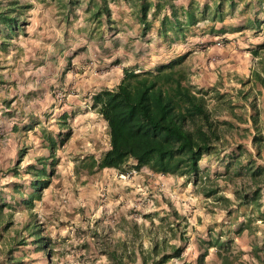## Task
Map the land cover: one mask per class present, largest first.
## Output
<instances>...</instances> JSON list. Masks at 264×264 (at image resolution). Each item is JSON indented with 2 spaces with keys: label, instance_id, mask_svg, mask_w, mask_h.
I'll return each mask as SVG.
<instances>
[{
  "label": "trees",
  "instance_id": "16d2710c",
  "mask_svg": "<svg viewBox=\"0 0 264 264\" xmlns=\"http://www.w3.org/2000/svg\"><path fill=\"white\" fill-rule=\"evenodd\" d=\"M119 1L127 0H86L87 20L95 22L97 29L114 30L110 5ZM130 1L140 36L156 21L155 34L165 46L183 42L200 21L222 22L226 15H238L234 11L235 0H211L210 4L195 0ZM75 2L66 0L62 6L72 11ZM239 2L243 5L238 12L248 11V16L233 30H249L260 37V42L248 48L255 60L248 75L236 78L237 103L218 91L219 83L204 91L194 89L182 65L184 54L145 70L122 67L118 81L111 88L100 87L88 93L89 108L105 122L108 148L98 159L85 155L75 165L76 170L92 172L104 168L117 173L134 170L127 177H131L129 181L142 168L155 175L190 177L195 193L210 198V209L222 211L228 219L227 223L220 221L208 226L205 237L196 238L194 264H264V239L261 240L264 230L260 238L255 234L256 222L264 225V2ZM30 8L31 3L19 0H5L0 4V48L24 32V14ZM221 28L219 34L224 33ZM104 39L105 34L100 33L99 43ZM99 52L98 47L93 50L92 60L101 63ZM35 123L31 121L22 128L32 129ZM243 124H249V132L240 128ZM11 130L19 128L13 125ZM68 135L69 130L56 139L42 129L40 140L47 154L24 168L30 176L29 191H21L16 184L0 188V264H23L30 253H37L43 264H59L50 259L53 244L33 206L50 184L59 165L56 152ZM247 138L248 144L242 142ZM24 152L23 147L16 151L9 172L17 174ZM213 152L221 153L217 161L221 171L213 176H200L199 161ZM224 188L230 190V195L222 192ZM167 206L168 212L159 218L158 224L149 221L152 227L147 229L149 246L145 249L139 244L140 227L126 220L124 214L118 217L116 226L124 229L128 239H110L94 227L87 229L90 242L78 238L67 246L77 245L84 256L88 252L103 256L106 264H136V261L167 264L172 260L185 264L182 255L188 245L189 224L173 205ZM18 209L26 211L22 221L15 220ZM233 212H240L241 219L231 216ZM140 215L151 220L149 214L141 212ZM216 226L218 230L214 229ZM170 239L175 241L172 243ZM209 249L213 250V257L207 258Z\"/></svg>",
  "mask_w": 264,
  "mask_h": 264
},
{
  "label": "rangeland",
  "instance_id": "374dc122",
  "mask_svg": "<svg viewBox=\"0 0 264 264\" xmlns=\"http://www.w3.org/2000/svg\"><path fill=\"white\" fill-rule=\"evenodd\" d=\"M4 1L0 0V4ZM19 1L31 3V8L24 14V32L0 48V188L16 184L21 191L28 192L30 176L24 168L26 164L35 162L37 157L47 154L41 145V130H46L56 139L69 130L68 137L56 152L59 165L55 167L41 199L33 206L37 219L43 222L53 244L50 259L59 264H106L103 256H93L91 252L84 256L77 245H67L77 242L78 238L90 242L91 234L87 229L94 227L110 239H128L124 229L116 226L121 214L140 227L139 244L145 249L149 246L147 229L152 227L149 221L153 225L158 224L159 218L168 212L170 203L187 218L189 239L182 259L185 264H194L196 238L205 237L208 226L220 221L227 223L225 213L210 209V198L195 193L190 177L155 175L142 168L134 180L129 181L131 178H122L116 171L76 170L75 165L79 164L81 156L91 154L95 159L100 157L108 137L106 127L102 125L92 126L96 129V136H90L91 128H83L85 132L77 133L73 127L77 121L74 116H83L89 107L87 103L78 106L71 101L78 99V95L82 99L92 87L111 85L119 78L122 67L145 70L184 54L182 65L194 89L204 91L219 83L218 91L237 103L234 89L239 85L236 78L248 75L255 62L248 48L260 42V37L249 30H233L248 16V11L238 12L243 2L235 0L237 17L226 15L222 22L215 23L200 21L183 42L165 46L155 34L156 21L143 37L140 36L130 0L110 5L111 18L115 23L112 31L97 29L95 22L87 20L86 0H76L72 11L62 6L66 0ZM185 1L178 0L181 3ZM195 1L211 3V0ZM220 27L223 34H219ZM100 33L105 34L101 43L98 40ZM216 41L221 43L220 47L214 45ZM98 45H102L101 48ZM96 47L101 51V63L92 60ZM106 53L110 55L106 57ZM64 104L70 105L69 114L61 112ZM64 114L65 117L70 115L65 120L68 125L59 122ZM31 121L36 122L34 127L24 130L22 125ZM13 125L19 130H11ZM248 125L243 124L240 128L249 132ZM244 141L248 144V138L242 139ZM21 147L25 152L17 174H14L8 169ZM220 156L221 153L213 152L202 157L199 175L213 176L221 171L217 162ZM222 192L230 195L228 188ZM141 212L149 214L151 220L142 218ZM25 213V210H16L15 220L22 221ZM231 216L241 219L240 212H233ZM255 225V234L260 238L264 225L258 222ZM214 229L219 228L216 226ZM174 241L170 239V242ZM63 242L64 245H59ZM28 249L30 252L31 247ZM37 255L30 253L23 264H43ZM210 257H213L212 249L207 255ZM178 263V260H172L167 264Z\"/></svg>",
  "mask_w": 264,
  "mask_h": 264
},
{
  "label": "crops",
  "instance_id": "0c3cea01",
  "mask_svg": "<svg viewBox=\"0 0 264 264\" xmlns=\"http://www.w3.org/2000/svg\"><path fill=\"white\" fill-rule=\"evenodd\" d=\"M214 59H216L215 61H217L218 60V58L216 57V58H214ZM120 77V76H119ZM119 79V78H118ZM118 79L114 82V83H112L111 85H105V84H100L99 86H98V88H95V89H99L100 87H106V88H111L112 86H113V84H115L117 81H118ZM84 88V87H83ZM88 88H90V87H88ZM93 87L92 88H90V90L89 91H93V90H95ZM89 91L87 92V95L85 96V97H82V99H80L81 97H80V95H78L77 96V98L78 99H73V101H71V102H73L72 104H77L78 106H80V105H82V103H87V105H88V107H89V95H88V93H89ZM83 93H84V91H83ZM82 95V94H81ZM62 106H65V107H62L61 108V112H65V114H69V113H67L68 112V110L69 109H71V107H70V105H68V104H64V105H62ZM66 106H68V107H66ZM84 114H83V116H81V117H77V116H74V118L76 117V120L77 121H74V123L76 122V124H74L73 125V127H74V130H75V128H76V132L77 133H83V132H85L87 129H89L90 130V128L91 129H93V125H102V127L103 128H105L106 126H105V122L93 111V110H91L90 108H89V110L88 111H85V112H83ZM63 115L62 117H61V119H59V122L60 123H62V119H64V117L66 116V115ZM70 115H68V117H69ZM68 117H65V119H64V122H65V124H67L68 125V123H66V121L65 120H68L67 118ZM85 119V120H84ZM64 124V125H65ZM83 128H86V130H84ZM95 130V131H94ZM90 136H96V129L94 128L93 130H91V133H90ZM108 148V139H107V144H106V147H105V150ZM87 155H91V154H87ZM82 157V156H81ZM106 171H114V170H111V169H106V168H104ZM131 178V177H130ZM133 178V177H132Z\"/></svg>",
  "mask_w": 264,
  "mask_h": 264
},
{
  "label": "built area",
  "instance_id": "2783aa9c",
  "mask_svg": "<svg viewBox=\"0 0 264 264\" xmlns=\"http://www.w3.org/2000/svg\"><path fill=\"white\" fill-rule=\"evenodd\" d=\"M214 45H215L216 47H220V46H221V43H220L219 41H216V42L214 43ZM133 171H134V170H130V171L126 172V173H120V176H121L122 178H124L125 176L128 177L131 173H133Z\"/></svg>",
  "mask_w": 264,
  "mask_h": 264
}]
</instances>
